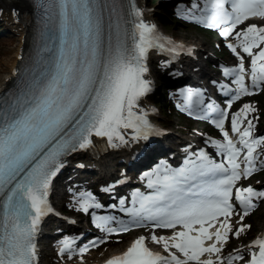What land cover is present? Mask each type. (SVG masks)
Wrapping results in <instances>:
<instances>
[{
  "label": "snow or ice",
  "instance_id": "1",
  "mask_svg": "<svg viewBox=\"0 0 264 264\" xmlns=\"http://www.w3.org/2000/svg\"><path fill=\"white\" fill-rule=\"evenodd\" d=\"M38 6L45 41L41 51L52 55L43 60L44 71L39 75L33 74L16 93L0 96V264H38L35 235L41 218L51 212L48 190L63 167L62 155L88 147L93 135L126 144L122 130L131 129L132 139L137 141L148 140L154 131L147 113L137 109L140 99L151 91V82L144 78L149 71L148 52L163 47L158 44L155 25L145 23L143 13L133 6L131 30L121 31L117 23L113 36L112 17H119L120 9L108 0H39ZM190 9L197 11L186 12L185 5L180 4L177 13L209 28L223 26L225 40L250 18L264 19V0H203L202 5L201 0H192ZM234 39L237 43L227 47L237 55L239 65L226 68L224 74L235 76L238 87L233 99L239 100L254 95L253 90L264 85V27L250 25L237 32ZM238 48L252 58V90L245 83L244 57ZM188 99L194 108L204 104L200 92L189 94ZM231 107L229 102L228 109ZM213 111L217 118L212 123L223 134L224 142L212 144L226 164L215 162L201 151L199 163L190 160L180 169L167 165L157 168L148 174V187L154 194L137 193L134 207L122 209L133 217L132 221H117L121 231L131 226L146 227L144 221L152 222L155 228H182L170 237L151 235V242L162 244L167 255L150 250L146 238L140 236L107 264H225L218 245L226 243L233 232L230 218L234 213L239 216L241 226L234 232L239 238L250 227L242 222L256 207L253 200L264 199V191L236 188L242 175L250 177L256 171L259 156L255 153L264 146V138L253 137L254 125L248 119V114L255 111L252 105L245 104L231 117V131L239 134L238 142H233L225 130L228 112L218 108ZM245 120L247 126L243 127ZM245 150L246 166L242 169L238 161ZM233 189L240 212L233 204ZM100 207L91 193L80 198L79 210L85 213ZM221 217L224 219L217 227ZM115 219L96 217V227L108 236L118 234L117 229L107 227ZM211 228L216 230L211 232ZM207 241L214 242L206 246ZM105 242L92 241L90 247ZM72 244V240L63 241L61 255L71 257L75 253ZM90 247L80 249L78 255L83 257ZM252 248L258 251H250L248 264H264V240L257 239ZM205 254L209 258L201 259ZM244 259L237 254L226 264Z\"/></svg>",
  "mask_w": 264,
  "mask_h": 264
},
{
  "label": "bare ground",
  "instance_id": "2",
  "mask_svg": "<svg viewBox=\"0 0 264 264\" xmlns=\"http://www.w3.org/2000/svg\"><path fill=\"white\" fill-rule=\"evenodd\" d=\"M186 2H188V5L191 4L192 0H186ZM136 3L138 5V8H140L141 12L143 13V18L147 21H149L152 24L157 25V19H156V14L154 13V10H152L151 8L148 7V2L147 0H136ZM203 3V0H201V5ZM0 20L12 31H14L16 38L13 41V48H11L10 52H8V56L6 58V62H3L2 67H0V93L3 92L6 87L11 83L13 77L15 76L16 71L19 69L20 65L22 64V62L24 61V58L26 56V52L30 43V32L32 29V13L30 12V7L28 5V3L25 0H0ZM250 25H256L259 27H264V20L262 21H253ZM249 25V26H250ZM248 27V26H247ZM177 28L173 29L175 33L179 32L178 30H176ZM245 30V29H244ZM194 32L196 33V31L194 30ZM191 32L189 34L186 35H194L195 33ZM193 33V34H192ZM235 37V36H234ZM234 37L232 38L231 43L236 44L237 41L234 39ZM205 40L203 39H198V41L195 42H204ZM194 42V41H193ZM264 47V46H262ZM203 49L205 50L206 48L203 47ZM237 51L240 53L241 56H248L246 53H244L242 51V49L238 48ZM254 52H258L259 49H253ZM156 57L155 54L153 53H149L148 57H147V67L149 69L148 73L145 75V79L149 80L151 82V84L154 83V74L156 73L157 69L154 67L153 65V60ZM161 59V61L163 62L164 65H168L171 73H173V71L175 73L179 72L180 74H182V70L180 67H172L173 65L179 64V62H183L181 61V58H178L177 61H174L173 59H170L166 56L164 57H159ZM252 59V58H251ZM166 68V66H165ZM186 70V69H185ZM251 67L249 68L248 72L250 73ZM246 85H248L249 87L251 86V78L247 81H245ZM250 90L251 87H250ZM148 93L142 97L139 101V109H142L143 112L147 113V119L148 121H152V120H157L159 118V111L152 106V104L149 102V99H147ZM244 107V106H243ZM259 107V106H258ZM253 108L255 109V111L257 110L256 106H253ZM260 108H258L259 110ZM254 114L253 112H250L248 114V119H252V116ZM246 121V120H245ZM247 126V121L244 123L243 127ZM242 127V128H243ZM243 130V129H242ZM124 135H125V139L127 140L126 144H122L120 143L119 140H113L112 142H109L108 140H104L103 142H106L103 144V148H99V149H95L94 150H90V151H86L85 155H87L86 157H91V160H89V162L85 161L84 158H82L83 164L80 167V171L82 172V176H86V174L92 170H89V167H94V168H100L101 167V171L103 174H107L109 175V173H112V177L116 176L114 175V169L112 167L113 165V161L115 158L119 157L121 154H124L127 149H130V145L133 143V139L132 136L130 135V131L131 129L128 130H122ZM254 138H261V135L259 133H255L253 135ZM181 140H185L184 138H180ZM237 140H239V136L237 138ZM116 145V146H113ZM186 145L189 146V143H187ZM93 149V148H92ZM148 149H151L150 147ZM145 150V149H144ZM176 150H178L180 153H178V155H180L182 158H186L187 161H193V157L195 156L194 153H188V148L186 147H176ZM174 150V151H176ZM259 150L257 149V152L255 153L256 155L259 156V162L262 163L263 161V156L259 154ZM155 151L150 150L148 151V153H146L147 156H149L151 152ZM107 154V155H106ZM84 155V156H85ZM116 156V157H114ZM180 158V159H182ZM84 159V160H83ZM78 160V159H75ZM186 162L184 163V165L179 166L180 168H184L186 167ZM88 164V165H87ZM244 164L246 166V162H245V158H244ZM163 163L158 162L155 163L153 166H151V169H146L145 172H140V174H144L143 177L141 178L142 180H147L148 181V174L154 173L156 171L157 168L162 167ZM74 167V166H73ZM139 167V166H138ZM170 168V167H169ZM174 168H176V166H174ZM125 169L122 168L120 169L121 171H124ZM87 174V175H88ZM127 175V174H126ZM120 176H125V174H120ZM120 176L116 177V179H119ZM92 178H96L95 176H92ZM114 179V180H116ZM154 179V177H153ZM147 184V182H146ZM134 195H130V200H132L134 197ZM126 195H125V199L123 198L121 201H126ZM260 205L258 206V218L261 219V217L264 214V199H261L259 201ZM126 210V209H125ZM232 219H230V222L233 225ZM261 223L264 224V220H260L258 222V224L256 225H251L250 227L246 228L245 232L241 234V236L237 239V241L235 242L236 244L238 243L239 247H242L241 250H237L236 253H232L230 255H228V257L225 258L226 254L223 255V253H220V257L223 258L225 260V264L227 262V259L231 256L244 253V252H249L252 248V245L254 244V242L257 239H260L261 234L260 235H256L255 231L258 227H262L260 230H264V226ZM235 228L236 227H240L239 224H234ZM255 226V227H254ZM153 235V234H152ZM155 235V234H154ZM137 236V235H135ZM134 236V238H135ZM159 236H164V237H170V234L168 235H157ZM230 236V234H229ZM153 243V242H152ZM154 246H157L158 244L153 243ZM226 243L220 244L222 246H226ZM158 247L163 249V245L159 244ZM226 248H228V246H226ZM172 251H175V249H173ZM37 256L39 259H44L46 254L45 251L41 249L37 250ZM167 254V253H166ZM178 255H180L181 258H183L182 254L177 253ZM98 254H93L92 252H90L88 255H84L83 257L79 256L77 254V256H75V258H78L77 263L75 264H102V261H95V257ZM208 259V254L206 256L203 257V259ZM213 259H217V257L213 256ZM73 259V258H71ZM234 264H238V262H234Z\"/></svg>",
  "mask_w": 264,
  "mask_h": 264
},
{
  "label": "rangeland",
  "instance_id": "3",
  "mask_svg": "<svg viewBox=\"0 0 264 264\" xmlns=\"http://www.w3.org/2000/svg\"><path fill=\"white\" fill-rule=\"evenodd\" d=\"M148 1V7L151 8L152 10H154V13L156 14V19H157V23H158V27L163 28L164 30H167L168 32H172L174 33L175 28H177L176 30H178L179 32L177 33H183L185 32H194L198 31L199 29L196 28V26H188L186 23V20L184 18L178 17V14L176 12V9L174 7L175 4H177L178 2H181V0H147ZM178 18V19H176ZM0 23L2 24L3 22L0 20ZM2 26L1 28L3 29L5 27V29H7L8 31L2 35L0 37V67H2L3 62H6V58L8 56V52H10L11 48H13V41L16 38V35L14 33V31H12L11 29H9L6 25L2 24L0 25ZM203 40L211 42L213 45V49H211L213 52H216L214 50L218 51V55H222L225 59V61L227 62H231L234 61L235 59L232 58V56L230 55V53L227 52V50L223 47V45L221 43H219L218 39H214V38H209V37H203ZM13 43V44H12ZM216 54V53H215ZM215 54H212L209 56L208 59H214L211 56H214ZM209 61H207L206 63H208ZM208 66V64L206 65V67ZM209 68V67H208ZM156 100V99H155ZM150 103L156 107V109L159 110V122H162L163 124L166 125H172L174 127L173 133L175 132L176 134H180L181 131H188L191 132L192 134L196 135V136H200V135H205L204 132H207L209 130V127L207 125H205L204 123H195L192 120H190L188 117H181L180 115H178L176 113V111H172L169 110L166 106L161 107L160 104H157L156 101L151 100ZM246 104L249 105H257L259 106L258 108H260L259 110H257L253 116L252 121H254V127H253V131H257L259 133L262 134V138H264V93L262 94V96L255 98L254 100H250L247 101ZM176 127V128H175ZM180 131V132H179ZM209 132V131H208ZM194 142H198L197 139L194 140ZM261 148V154L264 156V146H260ZM264 164V163H263ZM244 186H251L252 188H254V190H261L264 191V167L261 166L257 169L256 173H255V177L250 179V180H246V182H244ZM253 203L256 205L257 204V200H253ZM264 205V204H263ZM65 209L66 210V216L67 217H71L73 219H80L81 223L83 222V224L85 223V219L83 216V211L79 210V205H65ZM251 211H255L254 214H252V216L248 219H243V225L248 226L251 224L256 225L258 224V222L260 220H264V214L261 217V219L258 218V213L256 212L257 209L253 208L251 209ZM250 216V214H249ZM232 221H236L237 223L240 224L239 222V217H236V219L232 220ZM263 223H261L260 226H262ZM241 225V224H240ZM255 227V226H254ZM261 228V227H260ZM260 228L258 227L255 231L256 234H259V230ZM236 230H233L231 237L229 239V241L235 240L237 239L234 235V232ZM133 237H129V239H132ZM113 243L110 245L108 248H102L100 249V251L96 252L98 255L96 256V259H98L99 261L101 259H103L104 257H106L109 253H111L112 251H117V250H121L123 249V247L125 246V243L121 244L122 241H120V238H118L117 240L113 241ZM238 244L236 246H234L235 248L231 249L228 251V253H231L233 251H236ZM46 252V257L45 259H43V263L45 264H72L69 261H63L60 260L58 258H50V253L49 250H45ZM238 261V260H237ZM236 262V261H235Z\"/></svg>",
  "mask_w": 264,
  "mask_h": 264
}]
</instances>
